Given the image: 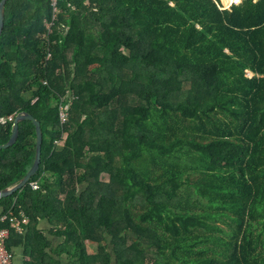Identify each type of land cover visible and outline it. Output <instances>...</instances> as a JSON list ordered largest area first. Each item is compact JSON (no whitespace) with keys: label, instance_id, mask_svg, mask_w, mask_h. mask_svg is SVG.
Returning a JSON list of instances; mask_svg holds the SVG:
<instances>
[{"label":"trees","instance_id":"trees-1","mask_svg":"<svg viewBox=\"0 0 264 264\" xmlns=\"http://www.w3.org/2000/svg\"><path fill=\"white\" fill-rule=\"evenodd\" d=\"M223 7L6 0L0 145L21 112L43 132L0 201L29 219L7 243L23 264H264V0ZM35 155L25 120L0 191Z\"/></svg>","mask_w":264,"mask_h":264},{"label":"built area","instance_id":"built-area-1","mask_svg":"<svg viewBox=\"0 0 264 264\" xmlns=\"http://www.w3.org/2000/svg\"><path fill=\"white\" fill-rule=\"evenodd\" d=\"M54 5L55 0H51ZM241 0H231L229 8L233 4L240 3ZM69 106L60 108L61 123H66L69 119ZM12 120V117L9 118ZM3 123L4 120H1ZM33 189H38L37 183L31 184ZM18 209V210H16ZM29 224V219L19 206H13L6 213L0 215V264H15L16 256L14 250L8 248L7 243L11 234L23 235Z\"/></svg>","mask_w":264,"mask_h":264},{"label":"water","instance_id":"water-1","mask_svg":"<svg viewBox=\"0 0 264 264\" xmlns=\"http://www.w3.org/2000/svg\"><path fill=\"white\" fill-rule=\"evenodd\" d=\"M6 0H0V37L2 35L3 29H4V21H5V15H4V6H5ZM31 121L33 122L36 130V155H35V160L30 168V170L27 172V174L15 185L5 188L0 191V201L4 198H7L11 195H13L15 192L23 189L27 183L30 181V179L36 175L40 168L41 164V156H42V144H43V132L41 128V123L33 117L30 113L28 112H21L19 113L13 122V127H12V134L10 139L8 140L7 143L1 144L0 145V150L7 149L11 146H13L19 137V123L22 121ZM22 264H23V260Z\"/></svg>","mask_w":264,"mask_h":264},{"label":"crops","instance_id":"crops-1","mask_svg":"<svg viewBox=\"0 0 264 264\" xmlns=\"http://www.w3.org/2000/svg\"><path fill=\"white\" fill-rule=\"evenodd\" d=\"M226 6L229 7L230 4L228 5L226 3ZM2 212H3L2 209H0V215L2 214ZM51 228H52V226L49 224V222L47 220H40L39 225H38V229L41 230L44 233V235L46 236L47 240L49 239V241H52V243L53 242L54 243H57L56 242V239L51 236V233H50V229ZM26 233H27V228H26V231H25V233L23 235H25ZM12 234H14V233H12ZM15 235H18V234H15ZM15 253L17 255V262H16V264H22V261H21V260H23L22 250L19 249V248H17L15 250Z\"/></svg>","mask_w":264,"mask_h":264},{"label":"rangeland","instance_id":"rangeland-1","mask_svg":"<svg viewBox=\"0 0 264 264\" xmlns=\"http://www.w3.org/2000/svg\"><path fill=\"white\" fill-rule=\"evenodd\" d=\"M222 1V4H223V9H228L229 7L226 6V3H228V5L231 3V0L230 1H227V0H221ZM46 27H49V25H46ZM95 70V69H93ZM94 72V71H93ZM64 138H66V135L64 136ZM61 144L60 145H63L64 141L63 142H60ZM104 181H108V177L107 176H104L103 178ZM82 190H84L82 188ZM52 230V228L50 229V231ZM57 243L59 242V239L56 241ZM48 243V241H47ZM87 247H88V253L89 254H96L97 253V246L96 245H93L91 243H88L87 244Z\"/></svg>","mask_w":264,"mask_h":264}]
</instances>
